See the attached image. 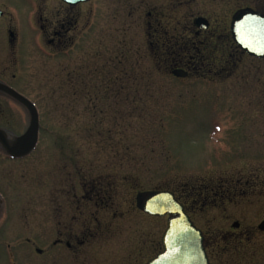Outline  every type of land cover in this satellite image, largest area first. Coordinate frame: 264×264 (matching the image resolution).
<instances>
[{
  "label": "rangeland",
  "instance_id": "1",
  "mask_svg": "<svg viewBox=\"0 0 264 264\" xmlns=\"http://www.w3.org/2000/svg\"><path fill=\"white\" fill-rule=\"evenodd\" d=\"M210 1L193 3L192 14L208 17L218 38L207 52L181 53L202 61L204 77L174 79L167 61L175 57L157 47L158 24L174 42L194 39L176 30L180 18L166 13L170 0L101 1L95 28L65 53L29 43L13 83L37 104L43 130L29 159L1 166L10 223L0 234V264H146L167 228L166 219L137 208V196L150 192L184 198L246 183L254 189L236 203L264 211V61L214 45L234 12L264 4ZM14 4L20 10L12 26L21 21L33 42L40 34L35 4ZM15 119L14 133L22 134L25 117ZM92 187L112 191L108 209L89 202ZM54 204L74 218L81 237L91 230L84 244H74L77 255L45 240L46 229H59Z\"/></svg>",
  "mask_w": 264,
  "mask_h": 264
},
{
  "label": "flooded vegetation",
  "instance_id": "2",
  "mask_svg": "<svg viewBox=\"0 0 264 264\" xmlns=\"http://www.w3.org/2000/svg\"><path fill=\"white\" fill-rule=\"evenodd\" d=\"M19 1L21 4H24V7L27 4L30 7L32 4H35V7L31 9H34L38 16L37 19L35 18L34 23L40 34L38 38L33 39V42H31L33 34L30 30L22 27L21 21L17 27H13L14 15L16 16V10H20V8L14 4V0H0V24L1 22L4 23L0 25V85L13 89L35 105L39 114L40 132L36 150L30 156L24 158H12L0 142V175L2 174L1 166L3 164L19 163L29 159L40 145V135L43 126L38 106L28 93L16 87L13 83L17 78L16 68L22 64V58L28 50L29 43H39L43 48V52L46 54L49 53V48L53 49V53L70 51L78 45L80 34L84 30L90 31L95 28L96 4L101 3V1L106 3H109V1L112 2V0H86L83 2H77V0ZM113 1L124 2L125 0ZM199 1L203 2L205 0H170L171 7L166 11L169 16L178 15L181 21L177 20L176 30L180 31V34L185 33L193 36L194 39L191 43H181L183 46L180 47V42H174L173 39L165 37L171 35L168 28H162L161 24H158V27L156 26L155 28V34L163 37L161 40L154 35V40H157V47L163 49L168 47L169 53H171L167 55L169 57H175V59H170L169 62L166 61L170 65L171 76L176 80H187L192 75H197L198 77L207 76L204 72L205 66L201 65L202 61L200 59L197 60L191 57L188 60L187 56L181 55L183 51L188 50H201L202 52L211 50L212 42L209 43V41L216 40L218 35L215 33L216 29L208 17L192 14V4ZM249 1H254L255 4H264V0ZM70 2L76 4L71 5L69 4ZM218 2H221V0H211L209 3ZM242 11H252L264 16V9L246 8L234 12L231 16V22L233 17ZM86 12L88 13L87 16ZM148 16L151 17L152 13H148ZM197 19L205 20L208 28L201 29L197 27L195 25V20ZM5 20H9V22L5 24ZM218 42L222 43V45L220 43L214 44L217 50L228 51L235 48L238 52L242 53L233 41L231 23L225 36L222 34V38L220 37ZM175 48L177 49L175 50ZM226 60L224 66L228 67L227 64H229V61ZM179 72H184L186 76H179ZM221 77H223L222 74L215 76V78ZM16 113H21L25 117V122H27L22 134L14 133L13 123L16 121ZM30 124L31 114L24 104L18 102L6 93L0 92V131L5 133L9 141L14 142L16 138L23 136L29 129ZM76 157L79 158V156ZM75 173H78L80 177L78 167H76ZM244 186H246V183L243 185L239 183L236 187L232 188L202 189L194 192V194L186 193L184 198H180L176 193L171 192L175 195L177 201L183 205L185 213L190 218L193 226L200 232L202 246L208 264H264V211H258L256 209L250 211V205L241 204L240 202L236 203L237 200L241 201L245 196L249 195L247 190L254 189L244 188ZM105 191L107 190L104 187H92L90 190L86 188L89 202L95 206L103 207L102 209H108L109 204L106 205L105 201L107 200L108 202L112 197V191L108 190L109 193ZM4 196L0 190L1 236L5 233L4 231L10 223V216H4L7 211V202ZM233 197L235 200H233ZM54 206L56 207L55 216L59 229L56 232H51V230L46 229L45 240L48 244L51 242L52 246L67 248L72 256L77 255L79 251L74 244H84L82 239L85 240L91 237V230L84 229L83 236L81 237L80 231L74 229V226L77 225L74 218L72 217V221L74 222H69L66 220L67 215H65L63 206L60 204H54ZM75 207L77 205H74ZM48 209L49 205H46V210L48 211ZM141 212L145 214L143 211ZM210 212L213 213L210 214ZM145 215L149 216L147 214ZM74 216H76L75 213ZM23 218L26 220L25 215ZM156 219H166L168 223L169 217ZM91 223L92 221H89V224ZM84 226H87L86 223ZM162 237L158 242V253L146 264H149V262L163 253Z\"/></svg>",
  "mask_w": 264,
  "mask_h": 264
},
{
  "label": "water",
  "instance_id": "3",
  "mask_svg": "<svg viewBox=\"0 0 264 264\" xmlns=\"http://www.w3.org/2000/svg\"><path fill=\"white\" fill-rule=\"evenodd\" d=\"M86 0H77V2ZM74 5L76 3L70 2ZM1 16V12H0ZM195 25L207 29L205 20H195ZM231 34L234 43L247 56L264 60V16L252 11L237 13L231 22ZM241 37L246 43H241ZM249 45V46H246ZM179 76L185 77L184 72ZM4 92L16 99L30 111L31 124L27 132L10 142L4 132L0 131V142L12 158L30 156L37 148L39 141V114L34 104L19 95L13 89L0 85ZM137 206L145 214L155 218L169 217L167 229L162 237L164 251L149 264H208L202 246L201 234L190 221L175 195L171 192H152L137 196Z\"/></svg>",
  "mask_w": 264,
  "mask_h": 264
},
{
  "label": "snow or ice",
  "instance_id": "4",
  "mask_svg": "<svg viewBox=\"0 0 264 264\" xmlns=\"http://www.w3.org/2000/svg\"><path fill=\"white\" fill-rule=\"evenodd\" d=\"M241 43H246L243 37H241ZM246 46H249V45L246 44Z\"/></svg>",
  "mask_w": 264,
  "mask_h": 264
}]
</instances>
